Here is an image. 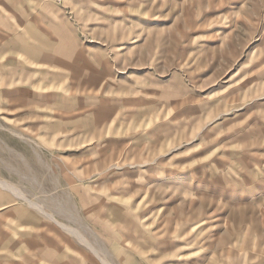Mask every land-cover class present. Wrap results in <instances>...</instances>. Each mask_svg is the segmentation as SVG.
Returning <instances> with one entry per match:
<instances>
[{
    "label": "rangeland",
    "instance_id": "1",
    "mask_svg": "<svg viewBox=\"0 0 264 264\" xmlns=\"http://www.w3.org/2000/svg\"><path fill=\"white\" fill-rule=\"evenodd\" d=\"M0 181V264H264V0H0Z\"/></svg>",
    "mask_w": 264,
    "mask_h": 264
},
{
    "label": "bare ground",
    "instance_id": "2",
    "mask_svg": "<svg viewBox=\"0 0 264 264\" xmlns=\"http://www.w3.org/2000/svg\"><path fill=\"white\" fill-rule=\"evenodd\" d=\"M0 182H1V181H0ZM2 183H5V184H8V185H10V183H9V182H7V181H5V180H4V181H2ZM14 193H15V192H14ZM19 193H20V192H19ZM67 228H68V227H67ZM68 231H69V230H68ZM76 231H77V230H76ZM80 236H81V235H80ZM83 239H84V238H83ZM90 245H91V244H90ZM90 245H89V246H90ZM103 258H105V257H103ZM104 263H105V262H104Z\"/></svg>",
    "mask_w": 264,
    "mask_h": 264
}]
</instances>
